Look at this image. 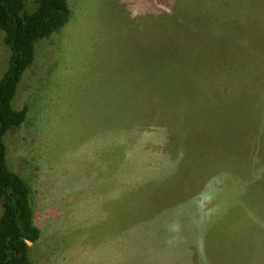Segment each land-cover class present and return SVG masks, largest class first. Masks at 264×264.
I'll return each instance as SVG.
<instances>
[{
	"label": "rangeland",
	"instance_id": "1",
	"mask_svg": "<svg viewBox=\"0 0 264 264\" xmlns=\"http://www.w3.org/2000/svg\"><path fill=\"white\" fill-rule=\"evenodd\" d=\"M66 2L4 135L33 264H264V0Z\"/></svg>",
	"mask_w": 264,
	"mask_h": 264
},
{
	"label": "trees",
	"instance_id": "2",
	"mask_svg": "<svg viewBox=\"0 0 264 264\" xmlns=\"http://www.w3.org/2000/svg\"><path fill=\"white\" fill-rule=\"evenodd\" d=\"M25 0H0V29L9 48L8 65L0 77V264H33L28 242L40 237L33 223L29 188L6 162L4 135L25 122L27 106L13 108L11 102L24 71L34 61V44L48 39L70 20L66 0H34L27 11Z\"/></svg>",
	"mask_w": 264,
	"mask_h": 264
},
{
	"label": "crops",
	"instance_id": "3",
	"mask_svg": "<svg viewBox=\"0 0 264 264\" xmlns=\"http://www.w3.org/2000/svg\"><path fill=\"white\" fill-rule=\"evenodd\" d=\"M59 30H60V29H59ZM59 30H58L57 32H55V33H59ZM55 33H54V34H55ZM54 34H52V35H54Z\"/></svg>",
	"mask_w": 264,
	"mask_h": 264
}]
</instances>
